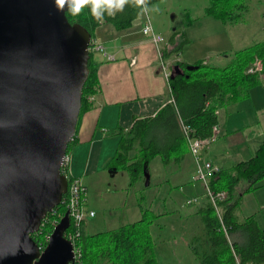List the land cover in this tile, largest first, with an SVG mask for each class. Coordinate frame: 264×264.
<instances>
[{"label":"trees","instance_id":"1","mask_svg":"<svg viewBox=\"0 0 264 264\" xmlns=\"http://www.w3.org/2000/svg\"><path fill=\"white\" fill-rule=\"evenodd\" d=\"M157 1L160 0H148V5ZM246 9L245 0H208L203 13L223 23H231L244 21ZM140 13L139 8L128 5L115 17L105 15L103 22H110L116 29L123 30L130 27ZM65 14L71 23L84 26L91 38L94 37L95 28L101 24L91 17L88 8L76 16ZM181 17L180 25L171 29L166 44L160 48L163 58L178 56L189 42L186 27L194 18L188 9H183ZM89 53V72L82 87L78 121L92 106L88 96L94 95L99 87L93 52ZM222 54L228 56L224 65H212L201 58L193 62L172 60L167 78L169 101H165L153 114L134 116L131 126L125 130L116 125L106 131V134H118L119 140L114 154L104 167L123 170L130 182H135L147 172L149 162L156 156L163 165L182 162L188 152L187 135L209 134L211 126L218 122L216 109L247 98L250 89L264 81L258 71H247L248 66L258 58L264 72V38ZM183 125L190 128L187 135ZM75 142L74 134L66 152ZM262 180L264 135L250 157L222 168L209 177V187L213 191L225 190L226 197L217 201L220 216L207 200H202L196 208L201 227L191 236L189 246L198 264H264V226L257 223L253 214L242 220L235 214L240 193L264 185ZM144 201L145 195L142 193L137 197L140 216L134 221L91 234L82 225L76 240L81 263L157 264L151 227L163 213L154 212ZM65 211V203L61 201L46 214L39 230L31 234L39 245L45 244L46 235Z\"/></svg>","mask_w":264,"mask_h":264},{"label":"crops","instance_id":"2","mask_svg":"<svg viewBox=\"0 0 264 264\" xmlns=\"http://www.w3.org/2000/svg\"><path fill=\"white\" fill-rule=\"evenodd\" d=\"M207 1L202 2L200 10L195 13L191 12V8L182 2L179 4L182 8L180 10L176 8L175 13L165 5L159 6L165 7L164 13L161 12L163 10L155 11V16L159 18L161 26L158 27L157 24H152L153 22L151 24L155 31L163 37V41L159 44L160 48L166 44L165 40L171 29L180 25L183 9H188L194 18L193 22L186 27V34L191 42L183 47L182 53L178 56L164 58L168 65L174 59L193 62L200 58L207 63L213 59L215 63L218 62L214 65H224L228 61V56L223 55L222 52H232L244 47L248 33L264 30V0H245L247 9L244 13V20L252 22L251 29H247V34L240 26L241 21L228 24V22L223 23L219 19L205 15L203 8ZM146 16L148 17V12L134 19L131 26L123 30L116 29L110 22H103L95 28L93 38L99 41L105 52L112 54L114 58L108 59L104 52L93 51L99 87L91 100V108L79 117L75 131L77 142L68 152L70 153V174L84 178L87 195L88 189L91 191L92 188L100 192L99 194L94 193L98 197V205L103 208L114 206L119 211V223L138 219L140 212L136 193L133 192V195H130L132 194L131 189L135 191L136 187L130 188L129 184L125 185L128 190L124 195L119 196L117 204L103 200L102 190L98 188L100 185L98 182L101 179L107 180L110 177L116 180L118 178L126 180V175H120L118 171L104 167L113 155L112 144L116 137L117 140L119 138L115 135L108 136L106 131L116 125L125 130L131 126L134 116L153 114L165 101H169L167 80L159 67L160 54L152 40L141 31ZM248 26L249 24L246 28ZM218 124L221 134L202 150V156L221 169L250 157L264 135V81L252 87L247 98L219 109ZM156 157L159 159L157 164L162 169L169 168L166 176L170 178L173 186L178 185L176 186L178 191L187 194L186 199L203 193L202 183L192 179L195 162L189 148L179 164L163 165L159 156ZM150 173L152 174L150 170H147L136 185H140L139 188L145 186L150 189L152 187L150 184H152V190H156L151 195L152 199L156 200V204L154 203L156 208L152 210L163 214L151 227L152 237L155 236L161 242H165V240L170 241L172 237L176 238L177 235H183L189 245L191 236L201 227L199 216L195 213L198 204L191 206L185 201L181 203L176 197L177 194L172 193L171 185L170 187L165 186L166 190L162 193L164 188L162 184L166 176H158L157 171L153 172V176ZM86 176L88 181L85 179ZM105 184L109 187L111 185L108 181ZM260 188L264 186L240 193V201L235 210L239 220L253 214L257 223L264 226V214L261 220L259 219L260 211L264 212V192L260 191ZM143 194L146 200L149 193ZM86 208L94 211L92 216L96 214L91 203L89 205L88 196ZM123 210L127 214L126 218H122L121 211ZM87 218L83 224L84 230ZM155 243L154 241V245Z\"/></svg>","mask_w":264,"mask_h":264},{"label":"water","instance_id":"3","mask_svg":"<svg viewBox=\"0 0 264 264\" xmlns=\"http://www.w3.org/2000/svg\"><path fill=\"white\" fill-rule=\"evenodd\" d=\"M90 39L51 0H0V264H72L68 211L42 248L31 234L67 190Z\"/></svg>","mask_w":264,"mask_h":264},{"label":"rangeland","instance_id":"4","mask_svg":"<svg viewBox=\"0 0 264 264\" xmlns=\"http://www.w3.org/2000/svg\"><path fill=\"white\" fill-rule=\"evenodd\" d=\"M181 2L185 6H189L192 10L191 12L195 13L198 10H200V6H201L202 2H205V0H160V1H157L155 3H152V4L148 5V7L150 9V11H148V17H149L151 23L153 22L152 24H157L158 27L161 26L159 24V18L157 19V17L155 16V11L163 10L161 12L164 13L165 7L163 8V7H159V6L165 5L167 7H170L171 11L173 13H175V12H177L176 8H178V10H180L182 8V5H179ZM143 15L144 14H142V16ZM191 16H192V14H191ZM251 23L252 22L247 20V19L244 21H241L240 26H242V28L245 30L246 34H247V29H249V30L251 29V27H250ZM248 24H249V26H248V28H246V25H248ZM259 31L255 32V33H248V35L246 36L247 41L245 43V46L252 44L257 40H261L262 38H264V30L262 29ZM190 42L191 41L189 38L188 43H190ZM217 63H215V60H213V59L210 60V64H212V65L217 64ZM107 135L108 136H114V135L119 136L118 134H107ZM118 140H119V138H118ZM118 140L116 137L115 142L112 144L113 146H111L112 154H114L113 152L116 149V146L118 144ZM157 161H159L158 157H156L155 159H152L149 163L148 170H150V172H152V174H153V172L157 171L156 174H158V176H160V175H161V177L166 176V173L169 171V168L162 169L161 166L159 164H157ZM99 169L101 171V169H102L101 164L99 166ZM105 169L109 170L110 168L105 167ZM115 171H118V173L120 175H126V180H120V178H118L119 175L116 177V178H118L117 180L114 178L111 179L109 177V174L107 173V176L109 177V179H107V180L101 179L98 182V184H100L98 186V188L100 189V191L102 190L103 200H106L108 203H111V201H112L115 204H117L118 200H119V196L124 195L128 190V188H126L125 185L129 184L131 186L130 188L136 187L135 191H133V189H131L132 194H130V195H133V192H134V193H136V197H138L142 193H149L144 204L147 207H150L151 209L155 210L156 200L155 199L153 200L151 195L153 194V191H156V190H154V189L152 190V187H153L152 184H150V186H152V187H150V189L145 188V186H143V187L141 186L139 188L140 185L137 186L136 182L137 181L139 182L141 177L137 181H135V183H134V182H130L128 174L126 172H124L123 170H115ZM85 179H86V181H88L87 176L85 177ZM83 180H84V178H83ZM156 180H157V178H156ZM106 181L111 183L110 187L105 184ZM152 183H154V182H152ZM261 183H264V180H262ZM172 184L173 183L171 182L170 178H168V176L164 177V181L162 184V185H164V188L162 189L163 190L162 193H164V191L166 190V187H170V185H171L172 193L177 194L176 195L177 199H179L182 203L183 201H185L187 194H185L181 191H178L177 187H176L178 185L173 186ZM260 189H261L260 191L264 192V188H260ZM94 193L99 194L100 192H97V190H95L94 188H92L91 191H90V189H88V195H87L88 196V202H89V205L91 203V206L95 209L96 214L92 217L87 218V225L85 228L86 232L91 234V233H94L97 231L112 229V228H115L118 225L122 224V222L119 223V221H118L119 220L118 219V212L119 211L117 209H115L114 206H110L107 208H103V207L99 206L98 205V203H99L98 197H96V195ZM193 205L194 204H191V206H193ZM117 208L119 209L121 207H117ZM121 214H122V218L127 217V214L124 212V210L121 211ZM263 214H264V212L260 211V213H259V219L260 220H261ZM174 217H176V215H174ZM197 231L198 230H196L195 233ZM153 238H154V241L156 242L154 245V253H155L157 264H198L194 254L191 251L190 246L187 245V242L185 241L183 235H177L176 238L172 237L170 241L165 240V242H161L155 236Z\"/></svg>","mask_w":264,"mask_h":264},{"label":"built area","instance_id":"5","mask_svg":"<svg viewBox=\"0 0 264 264\" xmlns=\"http://www.w3.org/2000/svg\"><path fill=\"white\" fill-rule=\"evenodd\" d=\"M141 31L143 34L148 36L155 44V47H157V51L160 54L159 67L162 71L164 78L167 80L170 74V68L169 65L167 64V61H165V59L161 57L160 47H159V44L163 41L162 35L154 30L147 16L145 22L141 27ZM88 49L89 51L92 52L93 51L104 52V54L108 59L114 58L112 54L106 53L103 45L94 38L90 39ZM247 71L248 72L258 71L260 78L264 80V72H262V63L260 59L256 58L255 61H253L252 64L248 66ZM88 99L91 101L93 99V95H89ZM218 112L219 109H216L215 113L218 114ZM189 129L190 128L188 125H183V130L186 133V135ZM220 134H221L220 127L218 122H216L211 126V130L209 134L205 136L187 135L188 148L195 162V168L193 171L192 179L194 181H199L202 183L203 193L201 195L191 196L185 200V203L187 205L199 204L202 199L207 200L214 206L218 216H220V211L218 208L217 201L223 200L226 197V191L225 190L213 191L209 187L208 179L212 174L221 170V168L218 165L212 163L209 159L203 157L202 150L205 147H207L209 144H211L214 140H216ZM69 161H70V153L66 152L63 155L60 164V172L63 173L67 178V190L64 193L65 198H63V201L66 206V211H68L69 224L63 234L72 243L73 257L71 263L82 264L80 260V250L76 245V240L80 234V228L84 224V221L86 220L87 217L92 216L94 214V211L88 210L86 208V200H87L86 184L82 176L70 174ZM49 234L46 235L45 237V243L48 239ZM44 245L45 244L40 245V248H42Z\"/></svg>","mask_w":264,"mask_h":264},{"label":"clouds","instance_id":"6","mask_svg":"<svg viewBox=\"0 0 264 264\" xmlns=\"http://www.w3.org/2000/svg\"><path fill=\"white\" fill-rule=\"evenodd\" d=\"M57 12H67L70 15H79L85 8L89 9L91 17L102 23L105 15L115 17L128 5L139 8L140 14L150 11L148 0H51Z\"/></svg>","mask_w":264,"mask_h":264}]
</instances>
